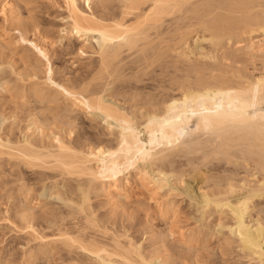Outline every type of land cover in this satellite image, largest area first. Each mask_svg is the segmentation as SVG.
I'll return each mask as SVG.
<instances>
[{"label": "bare ground", "instance_id": "obj_1", "mask_svg": "<svg viewBox=\"0 0 264 264\" xmlns=\"http://www.w3.org/2000/svg\"><path fill=\"white\" fill-rule=\"evenodd\" d=\"M13 1L0 0V12L4 14L5 19L12 17L13 20V16L15 15ZM66 1L69 4V15L67 17L68 27L64 29V33L70 36H76L78 40L84 37L82 45L80 46V52L87 53L85 47L90 48L92 55H89L87 59H91L92 66H86V71H82V74L79 76L74 75V77H66L65 79L61 76H59L61 77L59 79L56 77L58 81H56L54 76L52 77L53 70L49 67L51 71L50 73L49 70L47 72L49 74L48 79L51 81L46 80V84L48 81L49 84L47 86L49 87L47 88L52 91L49 92L48 90V93H44V88H38L40 86L37 85V88L35 87L32 90L34 94L33 92L30 93L32 96H37V99L40 98V100L45 98V100L53 101L55 99L56 103L58 100L56 98L60 97L56 94L64 97V107L60 108L63 111H61V114L60 111L59 113L55 111L58 114L51 117V122L59 121L56 124L61 123L60 126H64L61 127L62 130L59 128L58 130L65 131L66 133H64L65 135L61 134V136L59 135L60 131L57 134L54 133L58 136L53 135L51 132V134L47 133L45 124L43 125V123H47L49 118L46 117L44 120L42 117V120L39 116L37 117L39 120L37 118L33 120V126L31 124L33 128L31 130H33V133L34 131H39L47 139L41 145L33 139V136V138L30 137L31 134L23 138L22 143L18 142L19 144H17L16 142V145L12 147L8 144L10 143L8 139L5 141L1 138L3 137L2 135L0 137V146L7 144L6 146L11 147V151L9 150L7 154L12 158L14 157V160L16 158L17 161L21 162L20 164L35 168H46V170L49 169L52 173L55 172L56 177L61 176L60 180L57 181L54 178L56 181L54 185L58 187L61 184V188L65 190H63L64 192L62 191L65 196L63 197L64 200L62 198L65 208H61L62 211L53 216L46 211L51 216H43L46 222H44L46 228L51 233V235L48 233L50 235V237L48 235V238H51V236L55 238L52 237L51 240L46 241L44 239H48L45 238L47 236H43L44 238H42V234H46L39 232L42 233L40 234L41 236L39 235L42 238L40 240H44L41 242L42 246L38 248V251H40L39 254L42 251V253L47 251L50 243L52 244L53 241H59V244L61 241L68 247L70 250L69 253L73 249L82 250L81 253L77 252L80 254L84 251L86 256L83 255L85 258H88L86 260L92 262H90L91 264H171L170 262L173 260L169 262L160 251L156 253L155 250L154 253L156 254L153 255H149V252L146 254L145 251L149 250L143 248V245H141L142 242L138 243L136 239L133 241L131 236H129L131 240L127 239L129 240L128 242H124V237L122 238L124 241L121 240L118 234V237H110L106 224L102 228L104 230L101 231L100 226L102 223L100 224V222L102 220L98 216V218L95 216L96 213L94 214L95 209L92 206V194L104 195V200L116 212L117 209L123 208L121 205L126 201L127 195L130 193L127 192V183L128 177L130 176L129 173L132 169L133 171L138 170L136 174L141 173L142 179L143 177L146 180L149 179L150 183L153 184L151 186H154L156 190H162L171 181L169 179V172L174 171L176 167L174 165L179 158H181L180 160L184 157L193 160L201 159L202 157L207 159L210 156H214L213 158L217 160L216 156L225 158L229 156V159L234 153L232 157L239 161V158H237L239 156L237 154L235 155V152L239 150L238 152L241 154L240 160L243 159L241 160L242 162L247 161L246 163L249 164L250 171L252 172L249 174L246 173L248 177L243 178V182L238 181L239 183L237 180L233 183V177V179L230 177L232 181L229 179L226 180L229 183H225V179L221 180L224 182H220V176L218 181V179H214L212 174L213 180L217 181H214L217 186L214 184L215 186L213 185L211 187L214 190L210 191L208 190L210 188L207 189L203 183V186L208 191L204 189L200 190L206 192L203 193L204 200L202 201L204 203H202L201 208L203 211L208 212L209 215L218 213V211L222 212L221 210L225 207L231 213L233 223L231 224L230 232L233 235V239L232 237L230 238L234 241L233 244L236 242V250L233 249L237 252L235 253L237 254L236 257H238L236 259L237 261L234 259L235 263L233 264H264V221L262 218H254L252 216L251 207L253 206V201L257 198L264 200V69L263 72L260 71V74L258 73L259 75H253L247 71L248 63L251 61L253 63L255 60H259L264 66V0H110V4L108 3L107 5H105L107 0H104V4L103 0H100L101 3L98 1L97 10L93 9L95 7H93L92 0H86L88 8L93 9V11H87L85 7L80 6L78 0ZM98 7L100 8L98 9ZM101 9L102 11H100ZM17 21V24L19 22L21 24H18L19 26L17 25V28L19 27L18 31L20 30V32L22 30H29V27L31 29L36 22V20H33L34 23L32 21L29 23L27 21ZM21 26L23 29H20ZM34 26L38 27L37 24ZM8 31V28L2 27L0 29V39L5 43L10 40V44H13L14 42L11 41L12 38L8 39L10 35ZM24 31L21 33L28 32ZM257 31H260L259 36L261 35L262 39L259 37L256 38L253 34L255 32L257 34ZM194 34L196 38L200 34L202 35L198 36V38L209 35L208 40H211L212 46L215 47L214 50H210L211 53H206L207 55L205 52H199V56V53L196 52L197 48L195 45L197 44L196 41L198 42L200 39L194 40ZM26 35L23 34V38ZM20 36L22 37V35ZM35 38L37 39L29 40L27 45L25 44L26 47H30L33 51L35 50L40 58L42 57L43 59L44 57V60L47 59L49 61L51 59L49 55L50 50L47 48L49 44L47 42L43 43L44 38L41 41L40 36ZM94 38H96L95 41H93ZM3 42L0 43V47ZM8 44L9 42L6 45L3 44V46H8ZM90 50L88 51L89 53ZM201 53L205 55H201ZM92 56L95 58H93L94 60H92ZM47 61L46 63L48 64L49 62ZM48 66L51 65L48 64ZM52 69L54 68L52 67ZM0 86L2 87L3 85L1 84ZM175 91H179V94L174 93ZM119 96H121V99L123 96L125 100L130 99L132 101L129 113L124 109L122 110L119 104L116 105L112 101L114 99L118 102ZM57 109L59 110V108ZM77 110H81V114L85 111L92 116H101V118L103 117L105 119V122L107 121L109 126L113 122L117 125L119 130H116L117 127L116 129H114L115 127H111L112 130L107 132L111 135L109 137L114 136L110 139L109 146L92 142L86 143L85 145L81 142L80 138L83 139L85 135L83 136L80 131L79 133L76 132L77 122L74 116L72 118L71 115V112L75 113L74 111ZM140 110H144L145 114ZM104 127L108 129L106 125ZM142 129L144 130L143 133L148 136L147 142L142 139ZM81 130H83L82 127ZM84 131H82L83 134L85 133ZM75 132L77 133V137H75ZM39 135L37 138H39ZM1 150L0 157L1 152L4 153L6 151ZM190 155L197 156L196 158H192ZM6 156L9 157L8 155ZM202 159L205 162L208 160ZM209 159H211L208 160L209 162L214 160L212 158ZM228 159L226 158V160ZM229 161L233 162L230 159ZM177 164L179 163L177 162ZM245 165H243V169ZM247 167L246 165V171L248 169ZM173 173L175 174V172ZM176 175L175 179L177 178ZM43 176L45 177V175ZM181 177L179 176L180 179ZM211 179L210 176L209 180L211 181ZM177 181L174 182L177 183ZM52 183L51 185L47 183V185L52 186ZM240 183L241 186H237ZM44 186H46V182ZM237 191L241 193L239 194ZM174 203L171 204L173 205ZM166 205L168 206V204ZM164 206L163 203V206L161 205L159 209L157 207L153 211L159 212L162 219L168 220L167 213L169 210H165ZM169 207L171 212V206L169 205ZM19 209L21 219L25 223L24 225L33 228V231L37 230L34 227L35 224H33L34 220L38 217L36 216L35 209L32 211L29 206ZM261 209H257V212ZM122 211L124 214L125 210L122 209ZM203 211L200 212L203 213ZM77 215H80L82 218L80 219L78 216V219L75 220V216ZM113 217L115 216L113 215ZM151 217L153 218V216ZM173 218L175 219V217ZM219 218L222 221L221 216ZM216 225L218 226L219 224ZM223 226H225V223ZM201 227L199 226L201 231L197 229L203 235V229ZM114 228L117 229L116 226ZM168 230L167 232L171 233ZM196 231L194 230L193 232L195 233ZM209 234L213 235L214 233ZM209 234L205 236H209ZM227 235L225 234V236ZM95 236H109L110 238L106 240L102 239L105 237L97 238ZM228 236L227 241L229 240ZM186 237L183 238L185 242L189 239V241L192 240V238L189 237L187 239ZM218 237H220V234ZM170 238L171 236H163L161 239L165 243L169 242L171 240ZM172 238L177 241V238H174V236ZM181 239L180 237L178 242ZM185 242H183L184 245L187 243ZM156 243L158 242L156 241ZM54 244L56 245V243ZM170 244L168 245L170 246ZM222 244H220V247L223 246ZM174 245H177V243ZM180 245L182 246V243ZM180 245L179 247H181ZM66 246L65 248H67ZM215 246L216 244L213 247L215 248ZM224 246L221 253L224 252ZM202 249L204 250V248ZM53 250L51 251L53 252ZM164 250L162 251L164 252ZM73 252L75 253V251ZM233 252L230 251L232 253L231 256L234 255ZM74 253H72L73 256L76 255ZM196 255L197 252H195ZM206 255L208 254L206 253ZM195 256L190 257L191 260L189 262L192 261V264L197 261V256ZM232 257L234 258L235 256ZM232 257L229 258L233 259ZM204 260L207 259L205 258ZM68 261L72 262L70 260ZM81 262L83 261L81 260ZM217 263H219L218 260Z\"/></svg>", "mask_w": 264, "mask_h": 264}, {"label": "rangeland", "instance_id": "obj_2", "mask_svg": "<svg viewBox=\"0 0 264 264\" xmlns=\"http://www.w3.org/2000/svg\"><path fill=\"white\" fill-rule=\"evenodd\" d=\"M98 1H100V0H92L93 7H95V8L92 7L94 10L95 9L97 10V6L99 3ZM89 2H91V1H89ZM104 2L105 1L103 0V4H104ZM100 3H101V1H100ZM108 3L110 4V0L109 1L107 0L105 5H107ZM13 4H14V8H15V15L13 16L14 21L12 20V17L5 19L4 14L2 12H0V29L2 27H4V28L6 27V29L8 28V30H9L8 32L10 34L8 39L12 38L11 41L14 42L13 44H10V40H8L7 41V42H9L8 46H3V44L6 45L7 42L5 43V42L1 41V39H0V43L3 42L2 46L0 47V82H1L0 85L1 84L3 85L2 87L0 86V137L2 135L3 137H1V138H3V140H5V141H7V139H8L10 141V143H8V144H10V146L12 147L13 145H16V142H17V144L22 143L23 142L22 139L27 137V136H30V134H31L30 137L31 138L34 137L33 139H35L36 142L41 145L42 142H45V140H47V139H45V137L39 131L38 132L34 131V133L32 132L33 130H31V129L33 127H31V124L33 126V120L40 116L39 118L42 119V117H43L44 120L46 119V117H48L49 121L51 122L52 121L51 117H53L54 115H57L59 113V111H60V114H61V111H63L60 108L64 107L63 105L65 103V101H64L65 99L60 94H56V95L60 96V97L58 96L59 98L55 97L56 100L57 99L59 100V101L57 100V103H56L55 99L53 101L52 100L50 101L48 99L45 100V98L40 100V98L37 99V96H34V95L32 96L30 93L33 92V94H34V91H32V90H34L35 87L37 88V85L40 86L38 88H44V93L45 92L48 93V90H49V92L52 91L49 88H47V87H49V86H47L49 84L48 81L46 84V80H50V79H48V75H49L47 72L48 70H49V73L51 70H53L52 77L54 76L55 79H56V77H57V79H59L61 77H64V79H65L66 77L69 78V77H74V75L75 76L81 75L82 71H86L85 70L87 68L86 66H90V65L92 66L91 59L90 60H89V58L87 59V57H89V55H92V54H91V50L89 47H87V48L85 47V49H87V53H85V52L81 53L80 52V46L82 45V41L84 40V37L79 38V40H78L77 39L78 37L76 38V36L74 37V36H70V35H67L64 33L65 32L64 29L68 27L67 17L69 15V4L67 3L66 0H14ZM78 4L80 6L85 7V9H87V11L88 10L93 11V9L88 8V4H87L86 0H78ZM100 7H98V9ZM100 11H102V9ZM14 17H17L18 19L14 18ZM6 20H8V21H6ZM17 20H19V21L21 20V21H25V22L27 21L28 23L31 21L34 23L33 20H36L34 25L37 24L38 27L34 26L32 24L34 27L32 26L33 28L31 27V29L29 27L28 28L29 30H26L28 32L22 30L21 32H23V31L26 32L27 33V35H26V33H21L20 30L18 31L19 27L17 28V25L20 24V22L17 24V22H18ZM20 29H23V27L21 26ZM0 34H1V32H0ZM23 34L26 35L24 38H23ZM206 34H208V33H206ZM253 34L255 35L256 38L259 37L260 39H262L261 38L262 36L261 35L259 36L260 31L257 33L258 35L256 34V32ZM20 35H22V37ZM201 35L202 34L197 35V38H196V35L194 36V40L200 39L198 42L196 41V43H197L195 45L197 48L196 52L197 53L205 52V54L211 53V51H213L215 47L212 46L213 44H212L211 40H208L209 35H204L205 37L202 36L201 38L200 37L198 38V36H201ZM37 36L41 37L40 38L41 41H43V38H44L43 43L47 42L52 47L51 48L47 44L48 45L47 48H48V50H50L49 55H50L51 59L49 61H47V59H45L47 62H49L48 64L51 66H48V64L44 60V57H43V59H42V57L40 58L39 54L36 53L35 50L33 51V49H31L30 47H26L28 41L37 39V38H35ZM95 40H96V38H94L93 41H95ZM89 50H90V53L88 52ZM78 52H80V53H78ZM202 54H204V53H201V55ZM26 56H28V57H26ZM93 56H92V60L95 59ZM199 56H200V53H199ZM39 59H41V60H39ZM37 61L38 62L40 61L39 62L40 65H38L39 63ZM255 61L253 63H252V61L248 63L249 66H248L247 71L251 72L253 75L254 74L259 75L260 71L263 72L264 66H263V64L260 63L261 61L258 60V61H256L257 63ZM250 63H252V64H250ZM36 64H37V66H36ZM254 65H255V67H254ZM49 67H51L50 68L51 70L49 69ZM52 67L55 70L52 69ZM38 69H40V70H38ZM79 72H80V74H79ZM45 74L47 75V77ZM40 76H42V77H40ZM59 76H61V77H59ZM57 79H56V81H58ZM44 85H45V87H44ZM4 88H5V90H4ZM22 90H24V91L22 92ZM25 90H26V92H25ZM24 92H25V94H24ZM112 93H113V91H112ZM174 93L179 94V91L178 92L175 91ZM35 97H36V99H35ZM119 97H120V98H118L119 103L117 101H115L114 99L112 101L116 105L119 104L120 107L122 108V110L124 109L126 112L129 113V111L131 110L130 106L132 105V101H130V99L125 100L123 98V96H122L123 100L121 99V96H119ZM35 100H37V101H35ZM48 104H49V106H48ZM122 104H123V106H122ZM56 107L59 108V110ZM43 110H45V111H43ZM55 111L58 113H55ZM142 111L141 112L144 113V110H142ZM33 112H35V113H33ZM74 112L75 113L71 112L72 118L74 116L75 121L77 122V123L76 122L75 123L79 126L78 127L76 125L77 129H75V130L77 133H79V131H80L83 136L85 135L83 137V139L80 138L81 142H83L85 145H86V143L88 144V143L92 142V143H100L104 146H109L110 139L114 136L112 135V137H109L110 133H107V132H110V130H112L111 127L112 128L115 127L114 129H116L117 125H115L114 122L112 123L111 126H109L107 121L105 122V119H103V117L101 118V116H98V115L92 116L91 114L89 115L85 111H83L84 113L81 114V110H77ZM92 117H94L95 119ZM39 118H37V119L39 120ZM90 118H92L93 120ZM49 121L47 122L48 124L43 123V125L45 124L44 126H45V130L47 133L51 132L53 135H55L60 131L59 132L60 136H61V134L65 135L64 133H66V132L61 131L62 130L61 127H63L64 125L60 126L61 123L56 124V122L58 123L59 121H56L53 123L52 122L50 123ZM49 124H51V125L49 126ZM105 125H106V128H108V129H105V127H104ZM81 127L83 130H81ZM46 128L48 129V131ZM58 128L61 130H58ZM28 129H30V130L28 131ZM49 130H52V131L54 130V131L52 132ZM116 130H119V128L117 127ZM116 130H114V131H116ZM82 131H84L85 133L83 134ZM143 131L144 130L142 129V133H141L142 139H144L143 141L147 142L148 136H147V134L143 133ZM76 132H75V137H77ZM103 132H104V134H103ZM38 134L41 135V136L39 135V138H37ZM101 134H103L104 136ZM55 136H58V135H55ZM101 136L106 137V138H103ZM41 139H43V140H41ZM5 141H3V142H5ZM87 141H89V142H87ZM11 143H13V144H11ZM6 145L7 144L1 145L2 147L0 146V148L2 149V150L0 149L1 151L6 150V151H4V153L1 152V157H0V264H74V263L75 264H83V263H85V261H86V263L89 262L88 264H91L92 262L90 260L89 261L86 260L88 258L87 257L85 258L86 253L84 251L82 252V254H80L82 250L73 249L72 252L69 253L70 250L61 241H60V244H59V241H53L54 243H56V245L53 242H52L53 245L50 243L49 249H47V251H44V253H42L43 252L42 251L39 254L40 251H38V248L42 246L41 242L44 240H46V241H48L49 239L51 240L53 237V236H51V238H48V235L49 234L51 235V233H50V231L48 232L49 229L47 230V228H46V224H45L46 222L43 219V216H45V215L51 216V215H48V213L52 214V216L54 214L55 215L59 214L60 211H62V209L65 208L64 201H63L64 200L63 197H65V196H64V193H62V191L64 189L61 188L62 187L61 184H59L58 187L54 185L57 180H60L61 176L56 177L55 172H53L54 173V175H53L52 171H50L49 169L46 170V168L43 169L41 167L35 168V167L30 166L31 168H33V169H31L29 166H27L25 164H20L21 162L17 161L16 158L14 160V157L12 158V157H10L9 154H7V152L9 150L11 151V147L6 146ZM5 147H7V148L9 147V148L4 149ZM238 151L235 152V155L237 154L239 156V157H237V158H239V161H237V159L232 157V156H234L233 155L234 153L232 154V156L230 154L232 159L231 158H229V159L233 162L229 161V159H228L229 156L226 157L228 160H226L225 157H220V156H216L217 160H215V158H213L214 156H210L209 158L214 159L211 162L208 161L211 159L207 158L208 159L207 160L205 157H202L201 154H200L201 157L207 160L206 162H205V160L203 161V159L201 157H200L201 159H193V160L191 158H189V159H191V160H189L185 157L182 160H180L181 158H179V159L177 158L178 159L177 162L179 164H177V162L175 163L174 167L175 166L176 167L175 168L173 167L174 168L173 172H175V174L178 175V176L176 175V177H177L176 179L178 181L175 179V174L173 172H169V179L171 181L162 190L157 189L158 191L156 190V188H154V186H151L153 184L150 183L149 179L146 180V178L144 179V177L142 179V177L140 175L141 173L136 174V172L138 170L133 171V169H132L131 172L129 173L130 176L128 177V183H127V192L128 193L130 192L129 193L130 196L127 195L128 197L126 198V201H124V200H123L124 202L122 201L123 204L121 205V207H123V208L119 209L121 211H119L117 209L115 212V210L111 209V207L107 204L106 200H104L105 199L104 195H102V194L99 195L96 193L92 194V202L93 203L92 202L91 203H92V206L94 207L93 209H95V211L98 212V214H97V212L94 211V214L96 213L95 216L96 217L98 216L99 219L102 220V222H100V224L102 223L100 226L101 231L104 230L102 228H104L105 224H106V227L109 230H107V228H105V229L109 233L108 235H110V237L111 236L112 237H118V235H120L119 238L121 237L120 238L121 240H123L122 238L124 237V239H125V241L123 240L124 242H126V241L128 242L129 240H131L129 238L132 237L133 241H134V239H136V241H138V243L142 242L141 245H143V248H145L146 250H149V251L144 250L146 254H148V252H149V255H153V254L159 253V251H160V252H162L161 254L169 260V262L171 260H173L170 262L171 264H174V263L180 264V262H181V264L182 263L183 264H192V261L189 262V260H191L190 257L195 256V252H197V255H196L197 261L194 264H201V263L202 264H204V263L205 264H210V263L211 264H213V263L214 264L215 263L216 264H223V263L225 264L228 262H230L228 264L235 263V261H237L236 259H238V257H236L237 252L234 251V249L236 250V242L233 244L234 241L231 240V238H230V237H232V239H233V235L230 232L231 224L233 223V220L231 218L232 217L231 213L228 210H226L227 209L226 207L221 210L222 212L224 211L225 213H227V214H225L223 212V216H222V212H220V211H218V213H214V214L212 213L213 215L212 214L209 215V213L205 212V210L203 211V209L201 208L202 203H204V201H202V200H204L203 199V197H204L203 193H206V192H203L200 190L204 189L206 191L208 188H210V189H208L210 191L214 190V189H211V187L217 181L213 180V177H214V179L217 180L220 176V182H224V181H221L222 179H225V181H226L228 179L231 180L234 178L233 183H235L236 180H237V182L238 181L243 182L242 179L245 178L246 176L248 177L247 174L252 172V171H250L251 168H249V164L246 163L247 161L242 162L241 160H243V159L240 160L241 154H239ZM6 155H8L9 157H7ZM190 156H192V155H190ZM196 156L194 157V155H193L192 158H196ZM199 156H198V158H199ZM11 159H13V160H11ZM11 161H13V162H11ZM189 161H190V163H189ZM192 163H194V164H192ZM17 164H20V165H17ZM245 164L248 166L247 167L248 172L245 169L246 168ZM243 165H245L244 169H243ZM15 166H17V167H15ZM178 166H179V168H178ZM181 168H182V170H181ZM194 168H195V172H194ZM243 170H245V171H243ZM182 171L183 172L185 171V172L183 173ZM44 173H46L47 175ZM49 173L51 174V176ZM134 174H136V175H134ZM212 174H213V177H212ZM21 175L24 177H22ZM43 175H45V177ZM217 175H218V177H216ZM229 175H231V176H229ZM179 176L180 177L182 176L181 179L179 178ZM210 176L212 178L211 181L209 180ZM239 176H242V177H239ZM21 177H22V179H21ZM133 177H134V179H133ZM230 177H231V179H230ZM54 178H56V181ZM172 178H174V179H172ZM42 180H44V181H42ZM51 180L53 181V183ZM207 180L209 183L207 182ZM174 181H177V183ZM203 181H205L206 184ZM212 181H213V183H212ZM218 181H219V179H218ZM45 182H46V186H44ZM47 183L50 185L52 183V186L47 185ZM129 183H130V185H129ZM147 183L149 184V186ZM203 183H204V186L207 187V189L203 186ZM225 183H229V182L226 181ZM42 186H44V187H42ZM237 186H241V183H240V185L237 184ZM151 189H152L153 193H152ZM155 190L157 191V194H156ZM168 191H169V193H168ZM239 191H240V189H239ZM55 192H56V194H55ZM59 193H61L63 196ZM237 193L240 194L241 192L237 191ZM57 195H59V196H57ZM173 196H175V197H173ZM62 198H63V200H62ZM164 199H167V200H164ZM257 199H259V200H257ZM257 199L253 201L254 203H252L254 206V209H256V210H254L253 206H251L252 207V213H253L252 216L254 218L255 217L256 218H262V220L264 221V218H263L264 217V208H262L264 206V200H262L261 198H257ZM260 200H262V201L260 202ZM162 202L164 203L165 206H167L166 204H168L167 207L164 206L165 210H169L167 213V218L169 217L168 220L162 219L159 212L158 213L154 212L157 207H158L157 209H159L161 205L163 206ZM171 203H174V204L172 205ZM20 205L22 208H26V206L27 207L29 206L32 209V211L35 209L37 215L34 212L33 213H34V215H36L38 217L35 219L36 222L34 220L33 224H35L34 227L37 230L33 231L34 230L33 228L26 227L24 225L25 223H23L21 216H20L21 215V213L19 211L20 210L19 208H21ZM22 205L25 207H23ZM169 205L171 206V212H170ZM172 206H174V207L172 208ZM175 206H176V208H175ZM107 207H109V208H107ZM259 208L260 209L262 208L261 210H263L262 211L263 213L261 212V210L257 212V209H259ZM122 209L125 210L124 214H123ZM108 210H109V212H108ZM133 210H134L135 214L133 213ZM128 211L129 212L131 211V212L129 213ZM200 211H203V213L205 212L206 214L204 213V215H203V213H201ZM113 212H115V213H113ZM254 212H255V214H254ZM113 215L115 217H113ZM78 216L80 219L82 218V217H80V215H77V216H75V220L78 219ZM151 216H153V218ZM220 216H221L222 221L219 220ZM40 217H41V219H40ZM109 217H110V219H109ZM173 217H175L176 220ZM124 218H127V219H124ZM119 221L121 222V224ZM41 222H42V224H41ZM168 222H169L170 226L168 225ZM216 222H218V223H216ZM148 223H150V224H148ZM174 223H175V225H174ZM224 223H225L226 227L223 226ZM215 224H219L222 227H220L219 225L215 226ZM113 225H115L117 229H115L114 228L115 226L113 227ZM149 225H150V227H149ZM154 226H155V228H154ZM199 226L200 227L202 226L201 228L203 229L202 230L203 235L200 234L201 230L199 229ZM166 227H168V228H166ZM193 229L195 231L196 230L197 231L194 233ZM112 230L114 233L112 232ZM167 230L170 231L172 234L168 233ZM189 230H190V232H189ZM215 231H216V233H215ZM39 232H42L46 235H43L42 233H39ZM127 232L129 233L128 235H127ZM212 232L214 233L213 235L209 234ZM122 233H125V234H122ZM154 233H156V234H154ZM40 234H42V238H44L43 236H47L45 238H48V239L40 240V239H42V238H40V236H41ZM111 234H113L114 236ZM183 234L185 236H187L186 237L187 239H189V237H190V238H192V240L189 241L190 240L189 239L188 240L189 242L186 241L187 242L186 243L185 239H183V238H185V236ZM192 234H194V235H192ZM196 234H198V235H196ZM207 234H209V236L211 238L209 236H205ZM216 234L218 236L220 234V237H218ZM225 234L226 235L231 234L229 236L227 235L229 238L228 241H227V236H225ZM50 235H49V237H50ZM37 236H39V237H37ZM129 236H131V237H129ZM163 236H171V238H170L171 240L169 239L170 240L169 242L163 243V241L161 239ZM172 236H174V238H177V241H176V239H173ZM178 236H180L182 238L180 240L182 243V246L180 245L181 244L180 241L178 242V240L180 239V237H178ZM197 236H200V237H197ZM224 236H225V238H224ZM95 237H97V236H95ZM102 237H105V238H102ZM107 237L106 236H100V237L98 236L97 238H102V239L108 240L110 237L109 236H107ZM53 238H55V237H53ZM127 239H129V240H127ZM157 239H159L160 241ZM213 239H215V240H213ZM222 240H223V242H222L223 244L221 243ZM230 240H231V242H229ZM156 241L159 244L156 243ZM183 242H185L186 244L184 245ZM225 242H227V243H225ZM170 243H172L173 246ZM175 243H177V245H174ZM214 243L216 244L215 248L213 247L215 245ZM39 244H40V246H39ZM168 244H170V246ZM220 244H222L223 246L225 245L224 246L225 247L224 252H223L224 254L221 253L223 251V246L221 245L222 247H220ZM163 245H165V246H163ZM166 245H167V247H166ZM179 245L181 247H179ZM65 246L67 248H65ZM183 246H184V248H183ZM201 247L204 248V250ZM208 247H209V250H208ZM216 247H217V251H216ZM191 248H192V250H191ZM228 248H230V249H228ZM163 249H165L164 252L162 251ZM206 249H207V251H206ZM210 249L213 252V254H212V252L210 253ZM48 250H50V251H48ZM51 250H53V252ZM155 250H156V253H154ZM73 251H75L76 255ZM167 251H168V255H167ZM173 251H175V252H173ZM226 251L229 253H227ZM230 251L231 252L234 251L233 252L234 255H232V256H235L234 258L231 256L232 253H230ZM77 252H80V253H77ZM150 252H151V254H150ZM182 252H184V253H182ZM187 252H188V254L190 252H192L193 254L190 253L188 255V254H186ZM67 253H68V255H66ZM72 253H74L75 256H73ZM204 253L205 254L207 253L208 255L205 256ZM226 253H227V255H226ZM31 254L33 257L31 256ZM69 254H71V255H69ZM219 254H221V255H219ZM77 255H78V257H77ZM80 255H83V256H80ZM222 256H226V257H222ZM80 257L83 259H81ZM170 257H172V258H170ZM229 257H232L233 259H231ZM68 258H70V259H68ZM205 258L207 260H204ZM226 258H227V260H226ZM64 259L65 260L67 259V260L65 261ZM234 259H235V261H234ZM68 260H70L72 262H69ZM73 260H74V262H73ZM76 260L80 261V262H77ZM81 260L83 262H81ZM217 260L219 263H217Z\"/></svg>", "mask_w": 264, "mask_h": 264}]
</instances>
